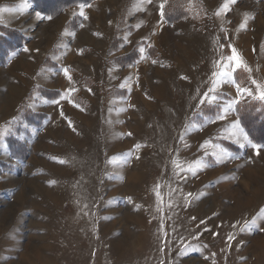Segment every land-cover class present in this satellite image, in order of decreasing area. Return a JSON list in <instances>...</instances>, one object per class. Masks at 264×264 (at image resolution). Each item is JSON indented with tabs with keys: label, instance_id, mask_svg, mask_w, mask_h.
<instances>
[{
	"label": "rangeland",
	"instance_id": "rangeland-1",
	"mask_svg": "<svg viewBox=\"0 0 264 264\" xmlns=\"http://www.w3.org/2000/svg\"><path fill=\"white\" fill-rule=\"evenodd\" d=\"M226 2L0 0V264H264V0Z\"/></svg>",
	"mask_w": 264,
	"mask_h": 264
},
{
	"label": "snow or ice",
	"instance_id": "snow-or-ice-1",
	"mask_svg": "<svg viewBox=\"0 0 264 264\" xmlns=\"http://www.w3.org/2000/svg\"><path fill=\"white\" fill-rule=\"evenodd\" d=\"M148 3H151V0H147ZM237 3V0H227V2L224 4V8H228L229 4L231 5H235ZM81 11L79 13L80 16H84V11L83 9L86 7V5H80L79 6ZM161 9H163L164 5L161 4L160 5ZM220 12H217L216 15H220ZM161 16H163V11H161ZM50 19V17H49ZM85 19H87V17L85 16ZM246 26L245 24H241V28H244ZM25 51H27V49H25ZM141 51H143V49H141ZM232 56L229 57L228 59L232 62L231 64V73H235L237 70L239 69H244L246 71H251L250 68L247 67L246 64L243 63L241 57L237 54L236 49L232 48ZM82 54V53H81ZM153 63H156V61H153ZM65 77L69 80V82L71 83L72 81V77L69 74V71L67 68H65L63 70ZM231 73H226V75H231ZM233 83H235V81H233ZM253 84L256 85V88L258 89V93L257 96L254 98H258L261 101H264V86H261L260 84H258L255 80L252 81ZM123 87V85H121ZM74 90V89H73ZM212 91H215V88L213 87ZM237 93L238 95H242V94H247V95H253V93L247 89V88H241L239 85H237ZM204 100H207L209 103H212L213 101L217 100V97L215 95L211 96L210 98L207 96V94H205V96L202 98L201 103L204 102ZM238 102V101H237ZM229 107H231V104H229ZM227 110V109H226ZM225 110V111H226ZM224 117L221 116L220 119H223ZM238 127L237 125H233V128ZM129 135H131V133H129ZM229 135H236L235 132H230ZM242 140L243 142L240 143V147H244L245 146V142L249 144V146L255 151L256 155H260L261 153V147L260 145L251 143V141L248 140V137L246 135L242 136ZM239 142V141H238ZM139 147V146H137ZM224 158V154L221 152L218 155V159H223ZM61 163H63V161H61ZM189 196H191V193L188 194ZM229 239H231V237H229Z\"/></svg>",
	"mask_w": 264,
	"mask_h": 264
},
{
	"label": "trees",
	"instance_id": "trees-1",
	"mask_svg": "<svg viewBox=\"0 0 264 264\" xmlns=\"http://www.w3.org/2000/svg\"><path fill=\"white\" fill-rule=\"evenodd\" d=\"M32 4H33V6L40 12V13H42V14H45V15H52V14H54V13H57V12H59L61 9H63V8H65V7H69V6H72V5H76V4H78V3H84V2H89L90 0H29ZM260 1H262V0H260ZM46 7H48V8H46ZM49 8L51 9V10H49ZM175 11V10H174ZM173 11V12H174ZM175 12H177V13H175ZM173 14L172 13H170V12H168V13H165V15H164V19L166 20V21H168V22H171V21H175V20H178V19H180L179 17L178 18H175L176 17V15H178V13H180V10H177V11H175ZM185 17H187L186 15H184ZM181 17V16H180ZM181 18H183V15H182V17ZM4 42H3V46H5V45H8V43H7V39H5V40H3ZM9 41V40H8ZM15 43H18V40H17V38L16 37H14L13 38V42L11 43L12 44V47H11V49H14L13 48V46H14V44ZM2 44V41H0V45ZM6 47V46H5ZM1 48V47H0ZM256 106H258V105H256ZM253 110V109H252ZM237 111V110H236ZM263 111L264 110H259L258 112H257V114H259V112H261L260 113V115H262V113H263ZM238 113V115H239V112L237 111L236 112V114ZM237 115V116H238ZM239 117H241V116H239ZM239 121H240V123H241V125L243 126V128L245 129V131H246V133H247V135H248V138H249V140L251 141V143H254V144H264V137L262 138V137H260V136H255V137H253L252 136V131L250 130V128L249 127H246V125L244 124L245 122H244V120H243V118L241 117L240 119H239ZM244 122V123H243ZM258 122V121H257ZM243 123V124H242ZM258 123H261V124H258ZM258 123H256L258 126H263L264 127V125H262V123H264V122H262V120H259V122ZM252 129H253V127H252ZM251 131V132H250ZM263 131H264V129H263Z\"/></svg>",
	"mask_w": 264,
	"mask_h": 264
},
{
	"label": "crops",
	"instance_id": "crops-1",
	"mask_svg": "<svg viewBox=\"0 0 264 264\" xmlns=\"http://www.w3.org/2000/svg\"><path fill=\"white\" fill-rule=\"evenodd\" d=\"M230 5H231V4H229L228 7H230ZM239 12H240V13H239ZM239 12L237 13L236 10H231V14H230V16L232 17V13L234 14L233 16H235V13H236V14H241L243 11H239ZM233 79H234V76H233Z\"/></svg>",
	"mask_w": 264,
	"mask_h": 264
}]
</instances>
